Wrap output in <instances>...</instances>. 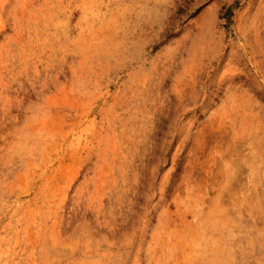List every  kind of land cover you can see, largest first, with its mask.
<instances>
[{
	"label": "rangeland",
	"instance_id": "1",
	"mask_svg": "<svg viewBox=\"0 0 264 264\" xmlns=\"http://www.w3.org/2000/svg\"><path fill=\"white\" fill-rule=\"evenodd\" d=\"M0 264H264V0H0Z\"/></svg>",
	"mask_w": 264,
	"mask_h": 264
},
{
	"label": "trees",
	"instance_id": "2",
	"mask_svg": "<svg viewBox=\"0 0 264 264\" xmlns=\"http://www.w3.org/2000/svg\"><path fill=\"white\" fill-rule=\"evenodd\" d=\"M225 16H226L227 18H229V16H230V9H228V10L225 12Z\"/></svg>",
	"mask_w": 264,
	"mask_h": 264
}]
</instances>
